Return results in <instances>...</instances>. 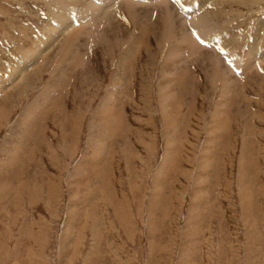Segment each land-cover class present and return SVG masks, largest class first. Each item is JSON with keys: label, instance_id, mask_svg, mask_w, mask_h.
<instances>
[{"label": "rangeland", "instance_id": "1", "mask_svg": "<svg viewBox=\"0 0 264 264\" xmlns=\"http://www.w3.org/2000/svg\"><path fill=\"white\" fill-rule=\"evenodd\" d=\"M93 1L0 0V264H264V0Z\"/></svg>", "mask_w": 264, "mask_h": 264}, {"label": "bare ground", "instance_id": "2", "mask_svg": "<svg viewBox=\"0 0 264 264\" xmlns=\"http://www.w3.org/2000/svg\"><path fill=\"white\" fill-rule=\"evenodd\" d=\"M104 1H106V0H94L93 2H91V4H89L88 5V8L87 9H84V10H79L80 12H78V13H80V14H77L76 16L74 15V16H72V15H70V13L68 14V15H66V14H61V15H59L58 17H56V19L58 20L56 23H54V25H52L53 23L52 22H49V24H51L52 26H54L56 29H55V31H57V30H60V27L62 26V25H66L67 23H70L71 21V19H77L76 21H82V22H84V21H87V20H90V18H91V20H93L94 18H96L97 17V15H98V13H100L101 11H105V9H104V7L102 6V4H100V2H104ZM142 2H145V1H142ZM150 2V1H149ZM139 3V2H138ZM102 9V10H101ZM183 11H185V12H188V13H190V12H192L193 11V9L191 8V7H185V9L183 10ZM182 11V12H183ZM184 13V12H183ZM86 19V20H85ZM68 21H70V22H68ZM57 23H59V24H57ZM48 24V25H49ZM70 25V24H69ZM51 26V27H52ZM54 27H52L51 29L49 28V27H47V29L48 30H51V32L48 34V36H49V38L51 37V38H53V37H55L54 35L55 34H51L52 33V31H53V28ZM84 27V26H83ZM198 29V28H197ZM62 31V30H61ZM197 31V30H196ZM198 31H199V29H198ZM198 31L196 32L197 33V35L198 34H202V33H198ZM201 31V30H200ZM199 31V32H200ZM206 31V30H205ZM196 33H194V34H196ZM204 33V32H203ZM193 34V35H194ZM199 36V38H200V36H202V35H198ZM205 36V35H204ZM195 37V36H194ZM197 37V36H196ZM49 38L47 37V41H49ZM196 40H197V38H196ZM208 40V42H212V41H214V39H210V38H208L207 39ZM47 41H45L44 40V42H47ZM33 54H34V52H33ZM228 55V54H227ZM257 55V54H256ZM259 56V55H258ZM33 59V58H32ZM35 59V58H34ZM256 59H258V58H256ZM30 61V60H29ZM29 61H26V62H24V63H22V66L19 68V70H18V72H20V71H22V70H24V69H26L27 67H29ZM2 84V83H1Z\"/></svg>", "mask_w": 264, "mask_h": 264}]
</instances>
